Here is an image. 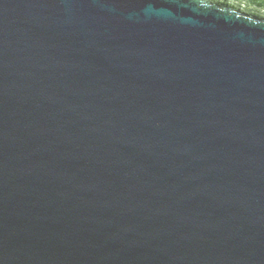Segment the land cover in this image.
<instances>
[{"label":"water","instance_id":"95a60500","mask_svg":"<svg viewBox=\"0 0 264 264\" xmlns=\"http://www.w3.org/2000/svg\"><path fill=\"white\" fill-rule=\"evenodd\" d=\"M0 264H264V0H0Z\"/></svg>","mask_w":264,"mask_h":264}]
</instances>
